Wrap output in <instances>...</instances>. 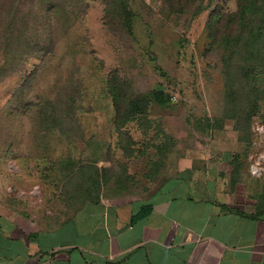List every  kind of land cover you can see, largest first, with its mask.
Returning <instances> with one entry per match:
<instances>
[{
	"label": "rangeland",
	"instance_id": "obj_1",
	"mask_svg": "<svg viewBox=\"0 0 264 264\" xmlns=\"http://www.w3.org/2000/svg\"><path fill=\"white\" fill-rule=\"evenodd\" d=\"M130 2L132 32L109 26L103 0H89L71 24L55 16L49 31L54 49L46 53L25 41L33 35L31 24L9 21L0 28V198L45 197L49 207L71 208L83 200H70V190L83 180L69 177L76 164L75 170L101 161L114 167L106 173L116 190L125 191L138 189L140 179H155L187 150L211 149L212 157L213 147H243L245 154H264V104L241 128L234 119L218 118L224 77L209 54L208 24L217 11L235 9L237 0H202L205 9L194 18L189 11L171 12L161 0ZM37 13L35 7L32 17ZM115 71L135 92L162 89L171 102L145 103L135 118L116 119L108 83ZM73 73L84 78L86 111H79L78 121L67 120L81 127L68 143L56 123L40 128L39 107L55 104L59 86Z\"/></svg>",
	"mask_w": 264,
	"mask_h": 264
},
{
	"label": "crops",
	"instance_id": "obj_2",
	"mask_svg": "<svg viewBox=\"0 0 264 264\" xmlns=\"http://www.w3.org/2000/svg\"><path fill=\"white\" fill-rule=\"evenodd\" d=\"M245 150H187L138 189L84 179L71 208L0 198V264H264V154Z\"/></svg>",
	"mask_w": 264,
	"mask_h": 264
},
{
	"label": "trees",
	"instance_id": "obj_3",
	"mask_svg": "<svg viewBox=\"0 0 264 264\" xmlns=\"http://www.w3.org/2000/svg\"><path fill=\"white\" fill-rule=\"evenodd\" d=\"M88 1L1 0L0 28L9 21L12 26L16 22L24 26L31 24L33 35L30 41L29 37L25 38V41L36 50L50 52L55 44L49 32L50 30L53 32L52 19L56 16L63 23L71 24L74 19L86 13ZM161 1L171 12L189 11L193 13V18L205 9L200 5L202 0ZM103 2L109 26L112 29L121 31L127 29L132 32L135 13L130 0H103ZM28 3L31 4L30 7ZM35 7L38 8V16L33 18ZM47 18L51 19L50 23ZM208 25L209 54L216 58L224 77L223 104L218 118L234 119L237 128H241L243 123L251 121L264 104V0H237L235 9L217 11ZM21 37L20 35L19 38ZM82 77L81 74L73 73L67 80L62 81V85L55 93L54 99L57 103L48 101L46 106L39 107L40 128L49 125L51 130L52 125L56 123L58 131L68 143L72 131L81 132V127L71 122L68 125L67 120L78 121L79 111H86L82 103L83 87H85ZM108 83L113 100L112 106L118 120L126 121L143 113L145 103L150 104L155 101L167 104L172 100L171 95L162 89H154L147 94L135 92L131 84L121 78L117 71L109 74ZM76 166L77 164L69 176L71 180L79 177L83 180L91 179L97 191L102 188L99 181L108 177L106 170H115L114 167L113 169L105 165L99 166L98 163L95 166L79 165L75 170ZM85 169L87 174H83ZM87 188L86 186L81 189L87 190ZM145 215L146 212H141L135 218Z\"/></svg>",
	"mask_w": 264,
	"mask_h": 264
}]
</instances>
